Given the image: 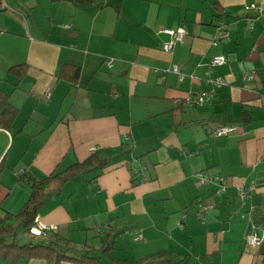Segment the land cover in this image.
I'll return each instance as SVG.
<instances>
[{
	"label": "crops",
	"instance_id": "1",
	"mask_svg": "<svg viewBox=\"0 0 264 264\" xmlns=\"http://www.w3.org/2000/svg\"><path fill=\"white\" fill-rule=\"evenodd\" d=\"M3 3L0 41L22 43L12 54L0 47V90L18 109V133L0 130V213L16 214L29 198L24 175L60 173L93 148L112 153L97 179L77 178L45 202L38 216L53 230L20 240L64 239L78 255L100 257L114 229L117 260L164 253L145 264H264V241L254 249L244 241L250 226L264 231V24L244 7L264 0ZM221 24L226 37L214 42ZM164 29L187 33L169 53ZM215 56L226 64L212 67ZM20 64L26 73L19 81L8 71ZM65 66L79 69L76 84L61 78ZM217 80L224 84L214 102L185 103ZM223 125L237 130L212 138ZM214 176L224 178L220 195L208 182ZM240 187L254 190L243 200Z\"/></svg>",
	"mask_w": 264,
	"mask_h": 264
},
{
	"label": "trees",
	"instance_id": "2",
	"mask_svg": "<svg viewBox=\"0 0 264 264\" xmlns=\"http://www.w3.org/2000/svg\"><path fill=\"white\" fill-rule=\"evenodd\" d=\"M84 2L88 0H77ZM3 0H0V12ZM5 4V3H4ZM215 3V8L218 9ZM220 12V9H218ZM218 16H221V12ZM9 74L16 76L20 81L26 73V65L20 64L9 69ZM79 77L77 67L65 66L61 71V78L71 84H76ZM18 115V109L10 102V94L0 90V130L13 132V124ZM112 162V153L106 150H98L92 153L82 162L75 163L60 173L51 174L42 180H36L24 175L23 186L30 189V196L22 208L16 213H0V261L8 264L28 262L31 260H44L48 264H61L72 262L75 264H103L104 256L114 264H145L149 261H159L164 258V253H157L143 259L127 262L117 260L111 255L114 239L118 234H113L114 229L106 231V238L100 248V257L93 256L94 250H89L81 255L76 252V247L64 239H50L23 242L20 237L27 235L33 226L40 209L52 196L59 194L71 181L84 177L93 176L92 180L99 177L104 168ZM113 240V241H112Z\"/></svg>",
	"mask_w": 264,
	"mask_h": 264
},
{
	"label": "built area",
	"instance_id": "3",
	"mask_svg": "<svg viewBox=\"0 0 264 264\" xmlns=\"http://www.w3.org/2000/svg\"><path fill=\"white\" fill-rule=\"evenodd\" d=\"M88 1H93V0H88ZM1 9H7L8 7L6 4H2L1 5ZM245 12L247 13H252L257 19H259L263 24H264V5L262 4H249V5H245L244 7ZM252 26L251 24L248 26V29H251ZM219 29L221 30V33H219V35H216V37L214 38V42L221 40L223 38L226 37L225 34V27L223 26V24H221L219 26ZM163 33H165L166 35H168L170 37V41L165 43L163 45V50L166 52H171L173 47L179 43H182L184 38L187 36L186 31H184L183 29H177V30H168V29H164ZM226 64V59L223 56H215L212 58L210 65L212 67H221L223 65ZM172 72L177 74L180 78L183 77V75L180 73L179 68L177 65H172L171 68ZM253 74L251 75H246L245 79L250 80L253 78ZM223 81L221 80H217L215 82H213V88H211L210 90H206V91H202L199 93L194 94L193 96H188L185 99V103L187 105H195V106H201L204 104H211L212 102H214L217 98V92H216V88L223 85ZM50 96L49 91L47 90L44 94V97L46 99H48ZM237 130L236 126L234 125H223L220 126L214 130H212L210 132V136L212 138H221V137H226L232 133H234ZM98 149L93 148L91 149V151L94 153L96 152ZM197 178L199 180V182L201 184L205 183V179L203 178L202 174L199 173L197 174ZM208 182L211 183H215L217 185H219L218 189L216 190L217 194H222L225 191V184H224V178L220 177V176H214V177H209L208 178ZM254 190L253 187L250 188H238V193L240 195V197L245 200L249 197V194H251V192ZM203 210H206L210 207H201ZM241 218H244L243 215H240ZM179 227H182L181 223H178ZM53 230L52 227H48L46 225H43L40 222L39 216H37L35 218L34 224L33 226L30 228L29 230V235L32 237H41L42 235H44L46 232H49ZM256 228L255 226H250V229L248 231V233L245 236V245L250 248V249H254L260 246V244L264 241V231H260V234H256L255 232ZM140 238L139 235H137L136 239Z\"/></svg>",
	"mask_w": 264,
	"mask_h": 264
},
{
	"label": "rangeland",
	"instance_id": "4",
	"mask_svg": "<svg viewBox=\"0 0 264 264\" xmlns=\"http://www.w3.org/2000/svg\"><path fill=\"white\" fill-rule=\"evenodd\" d=\"M29 11V13H32L34 10H28ZM35 16V20H36V18H37V22L39 23V22H43V19H44V17H43V14H42V12H40V10H36V12H34L33 13V17ZM34 20V19H33ZM32 20V21H33ZM43 24V23H42ZM44 25V24H43ZM21 44L22 42L20 41V39L19 38H15V40H14V42L12 43L8 38H3L1 41H0V47H2V49H3V51L4 52H8V53H10V54H12V48H14L15 49V47L17 46V47H19L18 46V44ZM10 79H13V77H11V78H9V80ZM91 100L89 99L88 101H85V103H88V105H90L91 104V102H90Z\"/></svg>",
	"mask_w": 264,
	"mask_h": 264
}]
</instances>
